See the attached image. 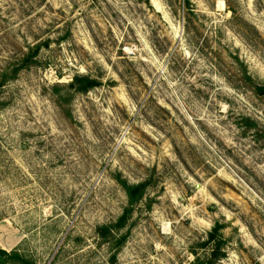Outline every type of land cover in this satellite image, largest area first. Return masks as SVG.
<instances>
[{
  "label": "rangeland",
  "instance_id": "1",
  "mask_svg": "<svg viewBox=\"0 0 264 264\" xmlns=\"http://www.w3.org/2000/svg\"><path fill=\"white\" fill-rule=\"evenodd\" d=\"M37 45L0 89V248L197 264L220 226L217 264H264V0H0V73Z\"/></svg>",
  "mask_w": 264,
  "mask_h": 264
},
{
  "label": "trees",
  "instance_id": "2",
  "mask_svg": "<svg viewBox=\"0 0 264 264\" xmlns=\"http://www.w3.org/2000/svg\"><path fill=\"white\" fill-rule=\"evenodd\" d=\"M42 51V46L37 45L31 48L28 53H24L16 62L8 64L0 73V89H3L11 82L15 81L21 72L28 70L39 64L38 57ZM100 83L88 76H75L73 82L66 86L68 93H89L93 89L97 88ZM6 103L0 102V107H3ZM2 109H0L1 111ZM129 197V207L125 210L124 214L120 217L117 224L113 227L117 231L124 229L132 216L134 207L143 199L146 184L129 186L124 184ZM223 229L217 226L210 234L209 240L204 246H211L209 254L203 259L198 260L197 264H217L222 258L225 257L223 253V243L221 241L220 231ZM0 264H36L26 256L21 254L18 250L8 252L0 248Z\"/></svg>",
  "mask_w": 264,
  "mask_h": 264
},
{
  "label": "bare ground",
  "instance_id": "3",
  "mask_svg": "<svg viewBox=\"0 0 264 264\" xmlns=\"http://www.w3.org/2000/svg\"><path fill=\"white\" fill-rule=\"evenodd\" d=\"M154 4L156 5V7L160 10L159 5H157L156 1L154 2Z\"/></svg>",
  "mask_w": 264,
  "mask_h": 264
},
{
  "label": "crops",
  "instance_id": "4",
  "mask_svg": "<svg viewBox=\"0 0 264 264\" xmlns=\"http://www.w3.org/2000/svg\"><path fill=\"white\" fill-rule=\"evenodd\" d=\"M3 249V248H2ZM7 251V250H6Z\"/></svg>",
  "mask_w": 264,
  "mask_h": 264
}]
</instances>
